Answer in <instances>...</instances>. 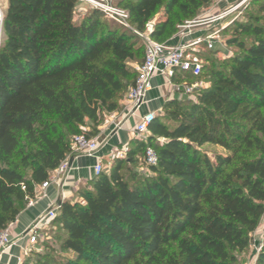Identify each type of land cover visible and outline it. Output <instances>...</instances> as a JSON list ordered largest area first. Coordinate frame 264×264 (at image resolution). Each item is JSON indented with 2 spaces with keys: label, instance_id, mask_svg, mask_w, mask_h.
Wrapping results in <instances>:
<instances>
[{
  "label": "trees",
  "instance_id": "1",
  "mask_svg": "<svg viewBox=\"0 0 264 264\" xmlns=\"http://www.w3.org/2000/svg\"><path fill=\"white\" fill-rule=\"evenodd\" d=\"M81 3L7 0L0 233L72 154V139H91L104 116L120 110L137 77L132 65L144 60L136 33L152 22L150 38L166 45L210 0H115L130 30L97 9L78 14ZM252 3L245 21L225 31L227 48L238 51L233 58L205 75L201 66L198 77H173L203 88L166 102L145 141L134 138L76 201L59 206L44 234L60 232L58 250L67 256L45 264H244L264 215V0ZM205 146L223 152L211 158ZM147 148L155 166L145 163ZM141 156L144 173L134 170ZM38 253L22 264H34ZM256 264H264V242Z\"/></svg>",
  "mask_w": 264,
  "mask_h": 264
},
{
  "label": "built area",
  "instance_id": "2",
  "mask_svg": "<svg viewBox=\"0 0 264 264\" xmlns=\"http://www.w3.org/2000/svg\"><path fill=\"white\" fill-rule=\"evenodd\" d=\"M93 5L94 9L97 8L106 17L116 22L120 26L126 27L128 22V15L122 9H119L111 3L95 0H84ZM248 0H242L230 8L217 13L208 18V20H196L187 23L183 26V30L202 25L216 24L215 31L208 34L203 40L199 39L192 44L180 43L173 47H168L165 44H160L153 41L150 38V34L153 29L152 24L146 26V30L143 34L136 33L143 40L145 52L143 63L135 68L137 77L134 86L126 94V102L129 108V112L133 115L144 103H146V96L152 88V80L155 77H163L172 84L173 90L176 93L177 100H182L183 97L193 99V94L203 88L202 84L186 85L185 83H174L171 81L177 74L190 75L191 77H198L201 73V64L196 59H193L189 55L188 50L191 46L204 44L208 50H213L215 43H220L219 34L224 31V28L234 23L241 16V7ZM3 21V9L0 6V33ZM155 112L147 113L141 116L134 127V135L137 139L145 141L148 135V130L152 122L156 117ZM100 144L92 139L86 138L84 135L75 136L71 142V151L74 157H94L97 153ZM117 158H122V154H117ZM145 163L149 166L156 165V155L151 148H147L145 151ZM67 169L66 160L60 164L55 170L58 174H64ZM104 172L103 167L97 164L94 167L95 176ZM41 192L35 193V198L29 200L28 206L33 205L36 199L43 198L44 190L49 187V181L47 180L41 186ZM59 206H53V208L47 212L44 216L40 217L35 223H33L22 238L26 239V246L24 250L27 253L34 251V246L37 245L38 238L41 237L39 233L42 229H49L52 221L55 219ZM9 231V228L0 233V256L6 252L9 248L14 246L17 241ZM261 249L257 248V252Z\"/></svg>",
  "mask_w": 264,
  "mask_h": 264
},
{
  "label": "crops",
  "instance_id": "3",
  "mask_svg": "<svg viewBox=\"0 0 264 264\" xmlns=\"http://www.w3.org/2000/svg\"><path fill=\"white\" fill-rule=\"evenodd\" d=\"M7 0L5 1V7ZM212 15V14H210ZM215 26H196L183 33L174 36L166 46L173 47L180 43L192 44L196 40H203L208 34L217 29ZM204 45V44H203ZM199 45L191 46L195 47ZM215 47V46H214ZM177 95L173 90L169 80L163 77H155L152 80V88L146 96L144 103L133 115L129 112L126 100L120 102V110L104 116V121L97 128V133L91 139L100 144V147L94 157H83L70 155L66 159L67 169L64 174H58L54 171L49 172V187L44 190V197L36 199L33 205L25 207L18 214L16 220L8 228L10 234L16 238L17 243L9 248L0 256V264H22L31 253H27L24 248L26 239L22 238L28 228L40 217L49 212L53 206L61 205L64 202H73L77 200L79 189L84 188L91 180L95 178L94 167L100 164L104 171L110 167V163L117 154L126 153L128 147H132V140L135 137L134 127L139 118L147 113H160L166 102L177 100ZM184 99L187 97H183ZM89 132V129H86ZM41 192V187L35 189V193ZM47 229H42L38 234L44 235ZM252 245L247 254L244 264H256L260 248L264 242V222H260L259 227L251 235ZM34 246L33 249H35ZM32 252V251H31Z\"/></svg>",
  "mask_w": 264,
  "mask_h": 264
},
{
  "label": "rangeland",
  "instance_id": "4",
  "mask_svg": "<svg viewBox=\"0 0 264 264\" xmlns=\"http://www.w3.org/2000/svg\"><path fill=\"white\" fill-rule=\"evenodd\" d=\"M5 1L6 0H0V6L3 9V13L6 9L5 7ZM95 1H103V0H95ZM109 3H111L113 5V3L115 2V0H105ZM119 1V0H117ZM127 1V0H125ZM129 1H133V0H129ZM242 0H210V4L204 9V11L194 20H208L209 17L220 13L228 8H230L231 6L237 4L238 2H240ZM81 7L78 10V14H83L85 11L88 10V8H92L94 9L93 5H91L90 3H88L87 1L81 0ZM253 0H248L246 3H244L240 9L241 11V16L237 19L239 22L240 21H245V19L247 18V14H250L251 11L254 8V4L252 3ZM97 9V8H95ZM99 10V9H97ZM100 11V10H99ZM101 12V11H100ZM103 14V12H102ZM212 14V15H210ZM103 16L107 19H109L108 17L105 16V14H103ZM245 17V18H244ZM111 20V19H109ZM149 24H152L149 23ZM216 24H209V25H205V26H215ZM231 25V24H230ZM228 25V26H230ZM186 26V25H184ZM228 26H226L224 28V31H222L218 38L220 43H215V47L213 49V51H209L208 49H205L204 45H199V46H195L192 47L188 50L189 55L192 56L193 59H196L197 61L200 62V64L203 66L204 71H203V75L207 74V71L210 70L211 68H219L220 64L223 62H227L229 61L231 58H233V56L238 52L236 48L232 47V48H227L226 46V38H228L229 36H231V33L228 31L225 33V31L227 30ZM123 28H126L127 30L131 29V25L129 24V22H127L126 27L122 26ZM183 27V26H182ZM182 27H179L178 29V33H183V29ZM220 27V25H219ZM176 34V35H177ZM1 35V33H0ZM175 35V36H176ZM140 43L143 45V40L138 36ZM168 44V42L166 43V45ZM132 67L136 68L135 65H132ZM206 82V81H205ZM126 100V95L122 100ZM184 99V98H182ZM161 113V112H160ZM160 113H158L157 115H159ZM202 150H204L209 157H213V155L215 153H222L223 151L216 147V146H205ZM125 155V153H124ZM123 155V157H124ZM122 157V158H123ZM140 164L136 165L134 167V170L137 172H146V169L144 167V165L142 166V162H143V156L140 157L139 159ZM263 220L264 222V215L261 219V221ZM62 235L60 232L58 231H51L50 233L48 232L46 235L44 234L43 236H41L40 238H38V242L36 245V248L34 249V251L31 252V254H34V252H40L38 253L39 257H37L36 255H34L32 262L35 264H45L47 262H49V257L53 258L57 261L59 260H63L67 255L66 254H60L59 250H58V246L59 243L56 240V237ZM45 236H47V238L49 239L47 244H44V238ZM46 256V257H44Z\"/></svg>",
  "mask_w": 264,
  "mask_h": 264
},
{
  "label": "water",
  "instance_id": "5",
  "mask_svg": "<svg viewBox=\"0 0 264 264\" xmlns=\"http://www.w3.org/2000/svg\"><path fill=\"white\" fill-rule=\"evenodd\" d=\"M58 206H60V205H58Z\"/></svg>",
  "mask_w": 264,
  "mask_h": 264
}]
</instances>
